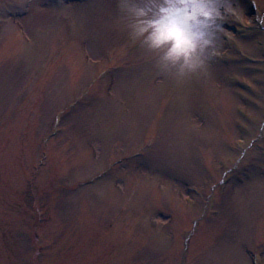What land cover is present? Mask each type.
I'll return each instance as SVG.
<instances>
[{"label": "rangeland", "instance_id": "rangeland-1", "mask_svg": "<svg viewBox=\"0 0 264 264\" xmlns=\"http://www.w3.org/2000/svg\"><path fill=\"white\" fill-rule=\"evenodd\" d=\"M126 2L0 0V264H264V0L185 75Z\"/></svg>", "mask_w": 264, "mask_h": 264}, {"label": "clouds", "instance_id": "clouds-1", "mask_svg": "<svg viewBox=\"0 0 264 264\" xmlns=\"http://www.w3.org/2000/svg\"><path fill=\"white\" fill-rule=\"evenodd\" d=\"M236 4L237 0H198L194 7L180 0H127L123 8L130 14L133 36L156 57L161 71L185 75L213 57Z\"/></svg>", "mask_w": 264, "mask_h": 264}, {"label": "snow or ice", "instance_id": "snow-or-ice-1", "mask_svg": "<svg viewBox=\"0 0 264 264\" xmlns=\"http://www.w3.org/2000/svg\"><path fill=\"white\" fill-rule=\"evenodd\" d=\"M180 2L184 3L185 5L192 4L195 7L198 0H180Z\"/></svg>", "mask_w": 264, "mask_h": 264}]
</instances>
